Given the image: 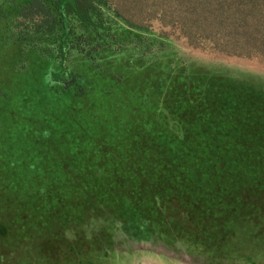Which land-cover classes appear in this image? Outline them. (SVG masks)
I'll return each mask as SVG.
<instances>
[{
	"label": "rangeland",
	"instance_id": "1",
	"mask_svg": "<svg viewBox=\"0 0 264 264\" xmlns=\"http://www.w3.org/2000/svg\"><path fill=\"white\" fill-rule=\"evenodd\" d=\"M149 29L101 31L57 81L56 37L0 38V235L60 212L50 264H264V57Z\"/></svg>",
	"mask_w": 264,
	"mask_h": 264
},
{
	"label": "trees",
	"instance_id": "2",
	"mask_svg": "<svg viewBox=\"0 0 264 264\" xmlns=\"http://www.w3.org/2000/svg\"><path fill=\"white\" fill-rule=\"evenodd\" d=\"M152 24L177 32L195 48L228 56L264 57V0H0V38L23 40L31 46L45 37H56L59 69L46 74L52 81H57L66 71L68 50L82 51L83 42L87 44L89 38L101 31L111 35L120 29L147 33ZM73 40L80 41V45L75 47ZM200 116L203 120L206 114ZM146 124L142 126L149 129ZM175 152L166 151L162 157L153 148V154L168 167L173 165ZM221 155L202 151L201 158L212 166L223 162ZM54 214L52 219L44 218L40 223L37 220L32 230L39 227V231L33 235L20 227L16 237L7 238L10 229L6 225L2 229L5 235H0V264H50L45 255L51 257L61 252L55 239L60 235L53 230L58 228L56 223L62 215ZM12 248L20 250L19 260L14 261V257L10 260ZM38 254H44L43 259L38 260Z\"/></svg>",
	"mask_w": 264,
	"mask_h": 264
}]
</instances>
